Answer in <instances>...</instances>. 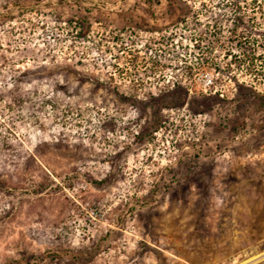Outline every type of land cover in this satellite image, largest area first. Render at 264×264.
Instances as JSON below:
<instances>
[{"label": "rangeland", "instance_id": "rangeland-1", "mask_svg": "<svg viewBox=\"0 0 264 264\" xmlns=\"http://www.w3.org/2000/svg\"><path fill=\"white\" fill-rule=\"evenodd\" d=\"M0 264H264V0H0Z\"/></svg>", "mask_w": 264, "mask_h": 264}, {"label": "trees", "instance_id": "trees-1", "mask_svg": "<svg viewBox=\"0 0 264 264\" xmlns=\"http://www.w3.org/2000/svg\"><path fill=\"white\" fill-rule=\"evenodd\" d=\"M238 21H239L238 24L241 23V19L240 18H238Z\"/></svg>", "mask_w": 264, "mask_h": 264}]
</instances>
